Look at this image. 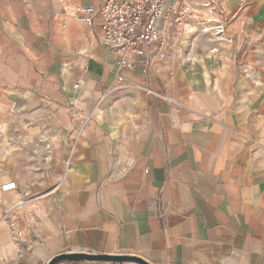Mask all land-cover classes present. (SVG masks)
<instances>
[{
  "label": "crops",
  "instance_id": "crops-1",
  "mask_svg": "<svg viewBox=\"0 0 264 264\" xmlns=\"http://www.w3.org/2000/svg\"><path fill=\"white\" fill-rule=\"evenodd\" d=\"M100 1L48 0L38 28L29 7L0 11V129L30 118L47 140L26 163L0 143V264H264V0H221L218 53L199 33L131 70L66 15Z\"/></svg>",
  "mask_w": 264,
  "mask_h": 264
},
{
  "label": "built area",
  "instance_id": "built-area-1",
  "mask_svg": "<svg viewBox=\"0 0 264 264\" xmlns=\"http://www.w3.org/2000/svg\"><path fill=\"white\" fill-rule=\"evenodd\" d=\"M66 15L92 30L97 26L100 42L120 54V70L133 69L147 56L163 61L177 52L176 43H190L199 33L216 45L215 54L232 43L221 0H101L97 7L79 4Z\"/></svg>",
  "mask_w": 264,
  "mask_h": 264
},
{
  "label": "rangeland",
  "instance_id": "rangeland-1",
  "mask_svg": "<svg viewBox=\"0 0 264 264\" xmlns=\"http://www.w3.org/2000/svg\"><path fill=\"white\" fill-rule=\"evenodd\" d=\"M10 2H17L18 4H20V6H23V8L29 7L31 10H34L35 11V20H34L35 27L36 28L42 27L43 22L45 20L43 17L45 14L42 13V10L47 8L46 3L48 4V0H0V11L4 12L5 16H9V14L6 12L9 10L8 6ZM28 25L25 23V21H23L22 26L24 27V30H26V26L30 27V24ZM11 39L12 37H9V36L2 37V38L0 37V49L1 47H3V48H7L8 50L10 46L14 45L12 44ZM3 52L5 51L3 50ZM8 93H9V90L2 91L0 88V96H9ZM5 105L7 106L6 108L9 109L7 103H5ZM5 118L6 117H4L3 119ZM12 119H14L13 123H12L13 120L9 121V119H6V122L3 123L4 124L3 129H0V143L3 142L5 146H8V149L5 151L10 153L11 152L10 148L12 146L11 144H16L18 142H22V143L24 142L25 144L19 143L20 145L22 144L21 145L22 147L17 151V153H20L21 156H24L22 157L24 160L22 162H25V163L28 161L33 162L34 159L30 158L31 153L40 151L38 149H40V147H42L41 145L43 144V142L45 143V141L47 140L43 138L42 133L35 134L34 138H32L31 135L27 136L26 127L29 124H26L28 123L26 122V120H30V118H24L21 120L19 119V121H17V118H12ZM32 141H35V143H40V144H38L37 147H35L31 143ZM9 155L10 154H8L7 157H10ZM89 264H118V263L96 262V263H89ZM123 264H137V263L126 262Z\"/></svg>",
  "mask_w": 264,
  "mask_h": 264
},
{
  "label": "water",
  "instance_id": "water-1",
  "mask_svg": "<svg viewBox=\"0 0 264 264\" xmlns=\"http://www.w3.org/2000/svg\"><path fill=\"white\" fill-rule=\"evenodd\" d=\"M63 262H72L80 264H89L96 262H110L123 264L126 262L137 263V264H150L146 260L133 255H107V254H93V253H62L50 260L48 264H61Z\"/></svg>",
  "mask_w": 264,
  "mask_h": 264
}]
</instances>
